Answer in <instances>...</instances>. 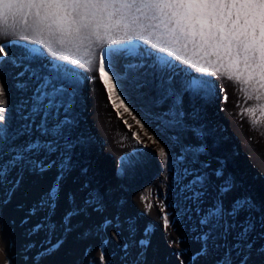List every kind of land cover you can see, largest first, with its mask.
I'll return each instance as SVG.
<instances>
[{"label":"snow or ice","instance_id":"1","mask_svg":"<svg viewBox=\"0 0 264 264\" xmlns=\"http://www.w3.org/2000/svg\"><path fill=\"white\" fill-rule=\"evenodd\" d=\"M17 14L26 25L25 33L40 37L35 43L21 45L26 48L23 59H18L11 51L13 43H17L12 39L16 33L10 32L6 26L7 16ZM23 38L28 40L30 37L24 35ZM38 45L45 46L49 57L48 64L43 66L46 68L43 75L24 63V60L44 55L45 48ZM72 52H83L84 62L69 59L66 53ZM189 52L206 57L209 63L214 57L217 64L229 73L228 79L235 84L254 87L259 92L264 88V0H0V69L7 65L23 67L25 71L16 74L15 87L21 93L31 92L30 96L22 97L18 108L23 123L13 129L8 120L7 92L0 82V97H3L0 99V184L7 183L10 172L20 168L43 175L56 167V182L40 202L42 208L55 213L60 182L70 174L66 154L72 145V131L77 126L70 113L75 108L78 85L82 80L80 70L94 71L95 79L103 85L117 115L123 107L154 143L159 141L148 132L127 103L125 86L128 84L138 91L150 88L155 93L152 104L162 109L155 114L158 122L169 128L189 127L187 121L198 119L199 112L193 109L186 113L183 96L207 97L214 87L210 80L212 73H208L199 60H193ZM148 62L155 70L151 80L141 78L147 75L143 69L149 67ZM186 66L187 69L198 67L204 75L190 76ZM181 73L185 75L177 88L175 77ZM25 75L35 82V87H29ZM238 91L244 92L245 89L240 87ZM224 99L227 100V96ZM259 109L264 112V105ZM49 115H55V123H49ZM35 117L40 118V123H36ZM124 123L127 125V121ZM250 123L255 126L259 121L250 120ZM196 131L203 137V128ZM133 136L139 140L136 133ZM21 137L27 139L17 143ZM76 139L79 141L80 138ZM61 147L64 155L59 164L55 160H46V157L60 153ZM193 147L196 151L192 150ZM186 148V153L178 155L181 163L191 157L198 159L205 151L203 144ZM157 155L165 166L174 163L163 146ZM127 163L126 159L121 160L122 166ZM206 184L207 178L197 173L194 183L191 187L184 185L182 193H188L186 199L199 203L206 195ZM231 190L232 185L225 182L212 204L202 209L198 221L203 229L198 237L201 243L198 255L208 254L209 241L213 240L214 234L226 240L233 230L239 228L233 237L236 243L225 248L224 256L216 264H233L232 251L238 246L247 250L240 264H248L253 248L248 238L256 232L257 226L264 229V209L251 197L239 198L225 207L224 197ZM91 199H96L97 205L88 204L87 200L85 204L96 210L100 201L95 197ZM69 200L74 203L75 197L70 195ZM160 211L165 229L171 227L175 216L170 217L165 208ZM81 212L82 208L77 206L65 213L61 222L65 232L71 230L73 216ZM242 212L246 213L245 218L237 223ZM103 223L107 226L111 221ZM51 230L54 232L55 227ZM258 235L264 237V232ZM60 243L57 240L51 247L55 249ZM219 246L222 245H212ZM122 248L126 252L128 245L124 244ZM257 252L264 255V248L257 249ZM100 264H107L104 252H101Z\"/></svg>","mask_w":264,"mask_h":264},{"label":"rangeland","instance_id":"2","mask_svg":"<svg viewBox=\"0 0 264 264\" xmlns=\"http://www.w3.org/2000/svg\"><path fill=\"white\" fill-rule=\"evenodd\" d=\"M6 21L17 27L16 35L13 37L23 39L24 45L35 43L40 39L38 36L34 37L30 32L25 33L26 25L18 14L8 15ZM8 30L11 32V29ZM24 35H28L30 38L25 40ZM106 43L107 41H105ZM38 46L45 48L43 45ZM57 47L59 48V46ZM82 54L83 52L66 53L69 59L78 60L84 56H81ZM42 59L45 61L49 59L46 48ZM199 62L204 65L205 69L207 68V71L217 72V67H213L216 65L214 62L203 63L200 60ZM86 68L87 65H85ZM197 69L199 68L188 69L191 76H196ZM82 71H80L81 83L89 72L88 70ZM20 72V67L8 65L7 71L5 69L2 74L4 87L9 101L12 103L10 109L16 119H14L13 129H18L23 123L18 114L21 103L20 95L23 93L15 87L16 79H14ZM228 74L221 75L228 89L226 107L234 118V124L243 132L244 146L245 149L251 150L250 153H248V149L245 151L242 148L240 140L233 133V126H229L228 120H221L222 130L219 135V143L217 142L219 153L213 144L206 140L205 132L203 137L197 135L196 130L200 127L192 128L193 120L187 121L189 125L187 131L164 126L158 122L155 115L162 109L156 107L149 110L146 106L147 110H145L146 101L151 100L152 102L149 93H146L150 88L139 90L142 98L141 105H138L139 112H144L143 114L147 115V111H151L150 117L155 121L154 130L158 135L160 145L165 143L170 145L171 142L170 146L174 152L172 168L166 172H159L154 180H149L151 182L147 188L140 184L135 187V192L132 195L122 192L120 198L118 192L113 191L112 195H108L102 190L104 188H99V185L103 186L105 183L106 177L109 181L110 177L115 176V169L107 171V174L103 171L104 179L98 176L99 171L93 169L90 172L94 173L96 177L94 181L87 172L80 170L77 165H72L74 159L70 145V150L66 154L70 174L60 182L59 199L54 214L42 208L40 202L56 182V167L44 172L43 175L33 174L26 168L10 172L7 183L0 184V264H100L101 252L105 253L107 264H182V262L183 264H216L217 260L224 256L225 248H231L236 243L233 237L240 231L239 228H236L226 240L219 239L214 234L213 240L209 241L208 254L206 256L198 255L201 248L198 237L203 231L198 221L201 218L202 209H207L217 198L221 185L225 182L232 185V190L224 197L225 207L230 206L234 200L239 198L251 197L264 209V178L258 176L248 164L251 160L264 166V112L259 109V106L264 105V88L257 92L254 87L235 84L233 80L227 78ZM28 82L30 88L35 87V82L29 78ZM241 86L245 89L244 92L237 90ZM246 94L247 96H245ZM26 95L30 96L31 92ZM257 96L260 99H257ZM212 99L215 100V95ZM167 106V104L164 105L165 108ZM215 107L219 109L218 106ZM183 108L186 113H191L185 98H183ZM246 109H253L254 112L246 111ZM60 115L63 116L62 111ZM220 115L222 119V114ZM86 116L88 117L87 113ZM47 118L50 124L56 122L55 115H49ZM34 119L37 124L40 123L39 117ZM250 120L259 121V123L253 126ZM207 122L212 126L210 114ZM178 137L179 139H177ZM25 139L27 137H21L17 143H21ZM95 142L94 139L91 141L93 144ZM199 144L204 145L205 151L199 155L198 159L191 157L183 163L178 160L179 154L187 152L186 146ZM136 145L137 141L134 140L133 147ZM192 150L196 151V148L193 147ZM98 152L102 155V151ZM63 155L64 149L61 147L60 153L56 156H48L46 160H55L59 164ZM99 160L96 155L92 159V163L100 164ZM185 169L188 171L185 172ZM197 173L207 178L204 189L206 195L199 203L186 199L188 193H182L184 185L191 187ZM254 182L258 184L257 188H253ZM70 195L75 197L74 203L69 200ZM93 197L100 201L96 210L85 204L87 200L88 204L97 205L96 199H94L95 201L91 200ZM149 204L152 207L148 208ZM77 206L82 208V212L73 216L71 230L65 232L61 223L62 219L65 217V213ZM161 208H165L170 217L175 216L172 226L167 229L163 225ZM245 215L246 213L242 212L237 218V223L243 221ZM105 220H110L111 224L104 226ZM53 227H55L54 232L51 230ZM261 232H264V229L257 226L256 232H253L248 238L253 244L248 264H264V255L257 252V249L264 248V237L258 235ZM57 240H60L61 243L53 249L51 245H55ZM124 244L128 245L126 252L122 248ZM214 244L222 246L212 247ZM246 251L239 246L233 250V264H240ZM178 253L179 255H177Z\"/></svg>","mask_w":264,"mask_h":264},{"label":"bare ground","instance_id":"3","mask_svg":"<svg viewBox=\"0 0 264 264\" xmlns=\"http://www.w3.org/2000/svg\"><path fill=\"white\" fill-rule=\"evenodd\" d=\"M6 26L8 29H11V31H16L17 29V27L14 24H10L7 21H6ZM12 27H14V29H12ZM12 39L17 41V43H13L11 51L17 56L18 59H23V56L26 55V48L21 47V45H24L23 39H20V37H12ZM189 55L192 57L193 60L199 59L200 61H203V63H209L206 57L197 56L191 52H189ZM81 56H83V54ZM79 59L81 63H83L85 57L83 56ZM212 62H214L216 64V67L219 69L217 70V72L215 71L210 72V70L209 71L206 70L208 73H212L210 77V79H212L211 83L214 86L212 88V94L203 98L201 97L193 98L187 94L183 96V98H185V100L188 102V107L190 112H192L193 109L199 112V118L193 120L191 126L192 128L194 127L203 128L206 135V140L211 144H213V146L217 149L218 152L217 145H219L218 144L219 135L222 130V124H223L221 120H228L229 126L231 125L233 126V133L236 135V137L238 136L237 138L240 140L242 148L245 149L244 146L245 137L243 136V132L240 130V128H238V126L234 124V120H233L234 118L230 113L229 109L226 107V103L228 102V89L221 75L228 72L219 64H217L214 57L212 58ZM24 63L29 64L32 71H35L43 75L46 72V68H44L43 66L48 64V60L47 61L43 60L41 56V58H37V59L30 58L29 60H24ZM148 63H149V67L143 69V73H146L147 75L146 76L142 75L141 78L151 80L153 78L155 70L150 66L151 62ZM177 63H179V61H177ZM20 68H21V72L25 71L23 67ZM5 69L7 71L8 65L0 69V82H2L3 85L5 83L2 81L3 79L2 74L5 71ZM88 71L89 72L86 75V79L83 78L82 81L83 83L80 82L78 85L75 108L70 113V115L75 119L77 124V126L72 131L73 141L71 145V149H72L71 152H72V157L74 159L72 160V165L74 166L77 165V167H80V170L87 172V174L90 175V178H93L94 181L96 177L94 176V173L90 172L93 171V169L99 171L100 174L98 173V176L99 177L101 176L103 179L105 178L102 175L103 171H105V173L107 174V171H110L111 169H115L116 171L115 176L110 177L109 181L108 178L106 177L105 183L103 184V186L99 185L100 186L99 188H104L102 190L108 195H112L113 191L118 192L120 198L122 197V194L124 192H126V195L130 193L132 195V193L135 192L136 186L142 184L144 188H147L149 186L148 184L152 180H154V178L159 172H166L172 168L174 163L165 166L162 163V158L157 155V153L159 152V148L163 146L166 148L167 152L170 154L172 158V161L174 162V156H173L174 152L170 146L171 142L170 145L169 143L168 144L165 143L164 145H160V142L154 143L153 140H150L148 136L145 135V132L141 128V126L137 124L135 120H133L132 115L124 111L123 107H121L118 110L120 113V115L118 116L117 111L113 110L112 105L109 103L107 99V95L104 91L103 85L98 79H95L96 73L92 70H88ZM177 71H179V69H177ZM195 73H196V77H200L204 75L199 71V69H197ZM187 74L191 76L188 69H187ZM184 75L185 73H181V75L175 77L177 88H179L180 80ZM24 79L28 80V76L25 75ZM221 89H223V91H221ZM28 93L30 92L23 93L22 95H20V99L22 100V97L27 96L26 94ZM125 93L127 96V103L134 110V113L137 116V118H139L145 124V126L148 129V132L152 136H154L156 140L159 141L158 135L154 130L155 121H153L154 119L152 120V118L150 117L151 111H149L156 107L153 106L151 100L150 101L148 100L144 105L145 110H147L146 106L149 109L147 111L148 114L147 115L143 114L144 112L140 113L138 105H141V101H140L142 99L141 93L139 94L138 90L134 88L131 84L125 86ZM146 93H149L151 98L155 95V93L151 89H149V91H147ZM247 94L245 96H247ZM214 95H215V100L213 101L212 97H214ZM225 96H227V100L224 99ZM2 98L3 97H0V99ZM114 99L116 98L114 97ZM9 100H10L9 96L7 95V106L9 109L8 120H9V124L12 127L15 116L12 115L10 109V104L12 103H10ZM78 101L80 103L79 105H78ZM116 103H119L118 99H116ZM256 105L258 106V104ZM215 106H218L219 109H217ZM86 113L88 114V117L86 116ZM209 114L210 116H212V126L208 125L207 122V118ZM220 114H222V119ZM124 121H127V125L124 123ZM129 125L131 126V129H129ZM187 129L188 128L186 127L179 130L187 131ZM133 133H136L138 135L139 140L133 136ZM77 137L80 138L79 141L76 139ZM93 139L96 141L95 144L91 143ZM134 140L137 141V145L135 147H133ZM231 147L233 148V146ZM247 149H248V153H250L251 150L249 148H246L245 151ZM98 151L100 152L102 151L101 152L102 155H100ZM96 155L100 159L99 160L100 164L92 163V159ZM122 159H126L128 163L122 166L121 165ZM94 164L95 166H93ZM248 164H250V167L254 169V172H256L258 176L264 177V166H261L255 161L253 162L251 160L248 162ZM253 185H254L253 188L258 187V184L256 182H254L252 186ZM150 214L151 213L149 211V215Z\"/></svg>","mask_w":264,"mask_h":264},{"label":"water","instance_id":"4","mask_svg":"<svg viewBox=\"0 0 264 264\" xmlns=\"http://www.w3.org/2000/svg\"><path fill=\"white\" fill-rule=\"evenodd\" d=\"M264 178V177H263ZM263 183H264V181H263Z\"/></svg>","mask_w":264,"mask_h":264}]
</instances>
